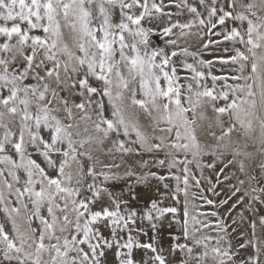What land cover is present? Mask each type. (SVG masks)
<instances>
[{
  "label": "snow or ice",
  "instance_id": "6c2138e0",
  "mask_svg": "<svg viewBox=\"0 0 264 264\" xmlns=\"http://www.w3.org/2000/svg\"><path fill=\"white\" fill-rule=\"evenodd\" d=\"M0 264H264V0H0Z\"/></svg>",
  "mask_w": 264,
  "mask_h": 264
},
{
  "label": "rangeland",
  "instance_id": "374dc122",
  "mask_svg": "<svg viewBox=\"0 0 264 264\" xmlns=\"http://www.w3.org/2000/svg\"><path fill=\"white\" fill-rule=\"evenodd\" d=\"M158 35V34H157ZM159 36V35H158ZM154 45L156 46L155 42L153 41ZM219 52V49H216L215 47L209 49L208 52H205L204 53V58L205 59H212L213 58V55L217 54ZM217 68H219V65H217ZM213 71L216 73V74H220L216 69H213Z\"/></svg>",
  "mask_w": 264,
  "mask_h": 264
},
{
  "label": "water",
  "instance_id": "95a60500",
  "mask_svg": "<svg viewBox=\"0 0 264 264\" xmlns=\"http://www.w3.org/2000/svg\"><path fill=\"white\" fill-rule=\"evenodd\" d=\"M153 41L155 42L156 46L163 47V39L157 34L153 36Z\"/></svg>",
  "mask_w": 264,
  "mask_h": 264
}]
</instances>
